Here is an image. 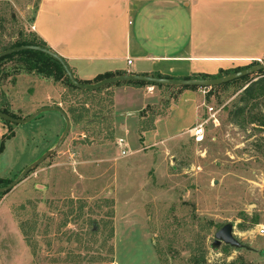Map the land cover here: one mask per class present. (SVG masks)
<instances>
[{
    "label": "rangeland",
    "instance_id": "374dc122",
    "mask_svg": "<svg viewBox=\"0 0 264 264\" xmlns=\"http://www.w3.org/2000/svg\"><path fill=\"white\" fill-rule=\"evenodd\" d=\"M39 1L0 0V51L32 32ZM20 75L17 98L29 103L36 93L28 89L40 77ZM49 80L51 101L62 100L71 130L57 151L2 195L0 264H191L202 252L207 264H264V235H258L264 227V127L256 121L264 116V97L242 101L244 89L264 74L197 89L196 124L156 146L140 145L134 120L120 125L112 108L115 85L83 94ZM144 88L161 100L141 119L149 126L180 90ZM22 105L20 119L30 115ZM41 116L43 125L58 123L63 132L54 112L12 125L15 136L0 154V179L12 181L32 161L42 140L33 139L30 128ZM118 139L127 145L124 158ZM227 223L251 250L211 248Z\"/></svg>",
    "mask_w": 264,
    "mask_h": 264
},
{
    "label": "crops",
    "instance_id": "0c3cea01",
    "mask_svg": "<svg viewBox=\"0 0 264 264\" xmlns=\"http://www.w3.org/2000/svg\"><path fill=\"white\" fill-rule=\"evenodd\" d=\"M31 27L82 82L91 83L107 73L158 74L171 80L214 77L248 67L255 60L264 61V0H40ZM20 76L10 75V65L2 67L0 109L16 115L26 104L31 115L42 108H62L61 99L51 101L53 84L41 77L28 89L36 98L29 103L18 99ZM146 91L128 85L111 90L120 125L134 120L138 136L140 114L161 104L159 96ZM200 94L180 90L165 114L139 136L140 145L156 146L193 128ZM43 117L30 128L32 138L41 139L42 144L35 146L29 164L55 146L63 129L58 123L43 125ZM7 131L0 121V139ZM13 134L5 146L14 138V130Z\"/></svg>",
    "mask_w": 264,
    "mask_h": 264
},
{
    "label": "water",
    "instance_id": "95a60500",
    "mask_svg": "<svg viewBox=\"0 0 264 264\" xmlns=\"http://www.w3.org/2000/svg\"><path fill=\"white\" fill-rule=\"evenodd\" d=\"M22 51H34L50 57L52 60H54L60 65L71 85L74 86L77 90L84 92H96L108 86H112L116 84H126V83H142L153 87L160 86V87L175 88V89H182V88L211 89L213 87L221 86L223 84L238 80L245 76L256 75L259 72L264 71V62H263L255 66L248 67L247 69H244L240 72L230 74L228 76H224L221 78L209 79V80H199V79L171 80V79L155 78L150 76H136V75L127 74V75L107 78L94 84H83L79 82V80L73 75L72 71L70 70L65 60L49 49L36 47V46H22L18 48H11L6 51L0 52V60L6 56ZM46 112L57 113L64 122V130L60 135L57 143L51 150L46 151L38 159H36L34 162L26 166L6 187L0 188V194H6L10 192L12 189H14L27 177V175L30 172H32L49 156H51L55 151H57L70 131V120L65 114V112L58 107L42 108L24 119H15L0 112V120L7 122L11 125L28 124L32 122L34 119H36L39 115ZM221 244L236 252L242 250H247V251L251 250L247 245L240 243L239 240L233 235V225L231 223L224 224L220 229H218L215 232L213 236V243L211 245V248L213 250H216L219 248ZM261 255L264 256V252H262Z\"/></svg>",
    "mask_w": 264,
    "mask_h": 264
},
{
    "label": "trees",
    "instance_id": "16d2710c",
    "mask_svg": "<svg viewBox=\"0 0 264 264\" xmlns=\"http://www.w3.org/2000/svg\"><path fill=\"white\" fill-rule=\"evenodd\" d=\"M22 46H36V47H41V48L51 50L41 39H39L36 35H34L31 32L30 34H28L24 37H21L20 39L15 41L10 47L1 49L0 52L6 51V50L11 49V48L22 47ZM5 65H10V75H12V76H18L20 74H33V75H37V76L44 78V79H51L55 83H57V82L62 83L64 86L69 88L71 91H77V92H80L83 94L93 93V92H84V91L77 90L74 86L71 85V83L69 82V80L65 76L64 71L62 70V68L60 67V65L57 62L52 60L50 57H48L44 54L38 53V52L22 51V52L14 53V54H11L9 56L2 58L0 60V75H1V69ZM251 66H253V65H250L248 67H251ZM248 67L235 69V70L230 71V72L219 73L218 75H216L214 77L199 75V76H193V77L185 78V79H196V80H198V79L199 80L216 79V78H221L224 76H228L230 74L240 72L244 69H247ZM263 74H264V71L259 72L257 75L259 76V75H263ZM122 75H127V74L126 73H115V74L107 73V74L97 76L91 83L90 82H82L80 80H79V82H81L83 84H94V83H97V82L102 81V80L107 79V78H111L114 76H122ZM150 77L168 79V78L160 76L158 74H153ZM246 78H247V76L240 78L238 80L232 81L231 83H235V82H238L240 80H245ZM120 85H128V86H134V87L150 86V85H146V84H142V83L116 84L115 86H120ZM224 85H226V84H224ZM224 85H222V86H224ZM105 88H107V87H105ZM214 88L215 87L211 88L210 90H213ZM197 89L198 88H182V89H176V90H193V91H195ZM243 93H244L245 97L242 98V101H244L245 104H247L249 101L257 100V99L264 97V80L263 81L257 80V82H255L254 84H251L247 88H245ZM167 105L168 104H166L165 106H167ZM147 109H149V107H147L140 114L141 117H144V114H146ZM0 112L9 116V117H12L15 119H20L19 117L8 112L7 110L0 109ZM64 112H66V111L64 110ZM242 113H243V108L238 110L234 114V117H238ZM0 121L5 126L8 127L7 133H5L2 136L1 141H0V154H1V152L3 151L4 143L7 140H10L14 134H13L11 124L4 122L2 120H0ZM153 121H154V119H152L150 121L149 126L143 125V124L140 125L139 136L142 133H144L145 131H147L149 128L152 127ZM256 121L261 126L264 127V116H260V118H258V120H256ZM73 122L79 123L80 119L74 118ZM140 141H141V138H140ZM10 182L11 181L9 179H5V178L0 179V188L6 187ZM2 195H4V194H0V200L2 198ZM253 224H256V222H253ZM222 226H220V228ZM225 249L228 250V248H225ZM189 261L191 264H207L203 252L200 254H193ZM240 264H242V263H240Z\"/></svg>",
    "mask_w": 264,
    "mask_h": 264
},
{
    "label": "built area",
    "instance_id": "2783aa9c",
    "mask_svg": "<svg viewBox=\"0 0 264 264\" xmlns=\"http://www.w3.org/2000/svg\"><path fill=\"white\" fill-rule=\"evenodd\" d=\"M31 30H33V27H31ZM263 62L264 61H262V60H255L254 62L251 63V65L255 66V65L261 64ZM127 64L130 65L131 64V61H127ZM147 91L149 93H151L153 91V88H149ZM116 146H117V148L119 150L120 157L124 158V157H126L128 155V153L125 151V148H126L127 145H126V143H125L124 140L118 139L116 141ZM258 235L259 236H263L264 235V227L263 226H260L259 227Z\"/></svg>",
    "mask_w": 264,
    "mask_h": 264
}]
</instances>
